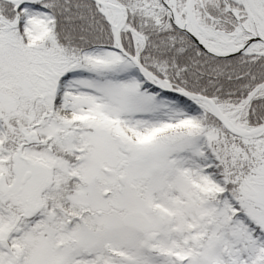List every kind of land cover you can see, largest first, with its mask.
<instances>
[{
    "label": "snow or ice",
    "instance_id": "1",
    "mask_svg": "<svg viewBox=\"0 0 264 264\" xmlns=\"http://www.w3.org/2000/svg\"><path fill=\"white\" fill-rule=\"evenodd\" d=\"M0 264H264V0H0Z\"/></svg>",
    "mask_w": 264,
    "mask_h": 264
}]
</instances>
